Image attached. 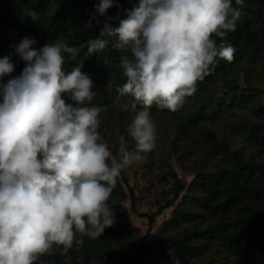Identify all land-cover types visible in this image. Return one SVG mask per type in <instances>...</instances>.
Segmentation results:
<instances>
[{
    "label": "clouds",
    "instance_id": "9594fccd",
    "mask_svg": "<svg viewBox=\"0 0 264 264\" xmlns=\"http://www.w3.org/2000/svg\"><path fill=\"white\" fill-rule=\"evenodd\" d=\"M243 4L138 0L118 27L109 22L117 17L107 16L114 0L94 6L86 26L95 20L103 27L87 51L97 53L115 37L126 77L116 99L134 98L121 105L134 113L127 126L133 146L120 135L116 157L99 130L104 109L91 103L99 92L94 81L82 66L64 69V53L78 49L60 39L37 49L29 35L11 46L25 66L4 82L15 65L11 54L0 58V264H35L54 246L67 252L113 225L109 197L117 179L156 147L152 105L178 110L217 57L233 60L236 49L227 37Z\"/></svg>",
    "mask_w": 264,
    "mask_h": 264
},
{
    "label": "trees",
    "instance_id": "16d2710c",
    "mask_svg": "<svg viewBox=\"0 0 264 264\" xmlns=\"http://www.w3.org/2000/svg\"><path fill=\"white\" fill-rule=\"evenodd\" d=\"M114 1L116 10L110 17L117 19L109 22L118 27L138 0ZM76 2L82 0H0V58L11 54L15 65L3 81L18 76L25 66L11 47L25 35L36 38L37 49L57 39L76 47V55L64 53V69L82 66L94 81L93 90L99 92L91 103L104 109L99 130L116 157L120 135L133 146L127 126L134 113L121 107L132 98L116 99L117 88L126 82L119 66L122 51L115 48L113 37L105 49L89 55L87 42L99 35L103 23L93 20L92 32L78 29L70 13ZM97 3H85L87 21ZM227 39L236 49L233 60L217 57L183 106L174 112L151 107L156 147L137 163L156 167L162 178L170 177L172 182L169 196L156 211L133 208L147 217L150 231L155 217L173 207L174 214L156 238L148 240V231L136 254L128 252L127 242L137 238L139 230L129 226L122 202L131 198L134 204L137 188L123 176L109 197L115 209L113 225L95 239L84 236L82 246L74 245L67 252L54 246L35 264H144L150 253L151 264H264V101L260 97L264 94V0H244L236 30ZM239 72L245 85L239 83ZM223 80L227 89L218 97L215 87ZM213 96L214 106L208 109ZM177 166L191 176L189 181L176 171ZM122 181L128 184L129 197Z\"/></svg>",
    "mask_w": 264,
    "mask_h": 264
},
{
    "label": "rangeland",
    "instance_id": "374dc122",
    "mask_svg": "<svg viewBox=\"0 0 264 264\" xmlns=\"http://www.w3.org/2000/svg\"><path fill=\"white\" fill-rule=\"evenodd\" d=\"M116 1H114V6L109 8L107 10V16L110 17L111 14H114L116 10ZM85 3H87V0H82V2H76L73 5V10L70 12L73 17L76 18L77 22V28L81 31L85 32H92V30L95 28L94 24H92L91 27H87V19H85L86 14L88 13V8L86 7ZM98 15V18L101 20L102 18H105V16ZM102 17V18H101ZM34 21V20H33ZM123 75V73H122ZM239 83L241 85H245V81L243 79V73L239 72ZM124 76V75H123ZM225 81L223 80V83H220L216 85L215 87V95L220 97V95L223 94V90L227 89L224 85ZM228 85V83H227ZM262 87V85H261ZM214 93V92H211ZM210 93V94H211ZM231 95H234L231 94ZM132 98L131 96L125 95L123 98ZM261 99L264 101V94H261ZM214 96L211 97L210 100L207 102L209 105L206 107L210 109V107L214 106ZM143 163H135L132 166L128 167L127 169L123 170L124 172L121 173L120 177L122 179L123 176L128 177V183L129 185L136 186L137 191V198L134 204L132 203L131 198H125L123 203L124 208L126 209L128 220H129V226L130 227H136L139 230V236L135 239L131 238L127 242L128 252L134 256L136 252L138 251V244L140 242V239L142 236H144L149 231V223L146 216H140L137 214V212L134 210L133 206L136 207V209L139 212H153L157 210L158 205L161 202H164V198L169 196L167 193V189L169 188L170 183L172 182V179L170 177L162 178L160 170L154 169L150 166L146 167ZM176 171L180 173L181 175L185 176V178L189 181L191 179L190 175H187L183 173V171L180 169V167H176ZM122 185L124 190L127 193V196L130 192L128 189V184L125 181H122ZM129 197V196H128ZM174 214L173 207L164 209L160 214H158L155 217V220L150 227L149 231V239H154L159 234L160 230L162 229L163 225L172 217ZM153 254H149L146 258L144 264H151ZM67 259L72 260L71 256H68Z\"/></svg>",
    "mask_w": 264,
    "mask_h": 264
}]
</instances>
